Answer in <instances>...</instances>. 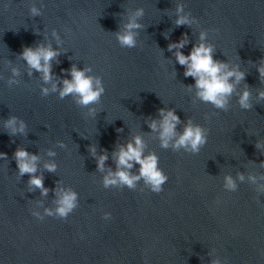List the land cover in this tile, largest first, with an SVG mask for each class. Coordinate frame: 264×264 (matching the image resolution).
I'll list each match as a JSON object with an SVG mask.
<instances>
[{
  "label": "clouds",
  "instance_id": "clouds-1",
  "mask_svg": "<svg viewBox=\"0 0 264 264\" xmlns=\"http://www.w3.org/2000/svg\"><path fill=\"white\" fill-rule=\"evenodd\" d=\"M184 10L183 5L177 6V19L175 24L191 25L192 20L187 15H179ZM32 15H38L39 12L36 7L30 9ZM143 15V9H137L134 14L129 17L128 23L124 25L123 31L116 33L117 41L123 48H134L136 46V37L138 35L137 30L142 27L138 23L137 18ZM53 35L56 36V32L53 31ZM206 37L205 32L200 33V43L192 46L189 54L185 55L181 49L188 43L187 34L176 42L168 45V50L172 51L176 49L174 55L179 65L184 66L185 77H192L195 80V88L197 89V97L204 103L211 104L217 109L226 110L229 97L234 92L235 85L230 82L234 78L236 83H239L244 79V72L238 71L236 68L228 70V65L219 60L213 58V45L204 43ZM58 38V37H57ZM59 51L54 50L51 45L45 47L43 45H37L35 48L25 47L20 53L21 58L26 61L30 69H34L37 72L42 73V79L45 83L52 81V65L51 61L59 56ZM71 79H63L62 87L53 83L51 91L57 92L60 99L72 96L75 98V103L83 108L89 109V114H95V109L89 106L99 104L102 95L105 93V87L102 83V78L98 76H92L88 73L91 72V68L78 69L75 65L68 70ZM257 71L264 81V61L257 67ZM16 70L13 69V75H16ZM31 74V73H29ZM15 83L10 80L9 85ZM49 93L48 88L42 89V94L47 96ZM259 99L264 100V91L259 92ZM238 103L243 109H250L252 107L250 103V92L245 88L242 94L239 95ZM161 119L159 122L153 119L149 123V127L156 131L159 129V138L161 141V147L167 149L170 144L174 150L184 148L193 154L198 153L202 146L206 145L208 140V130L200 125L193 124L191 120L185 125L182 133L177 132V125L181 123L180 117L176 114L174 109L161 108L159 110ZM4 127L9 130L10 135L17 133L23 134L25 130V123L22 120H18L17 117H9L4 122ZM63 147V144H61ZM144 142L140 136H135L132 141L127 142L124 145L119 146V150L114 153L116 160V171L109 170L108 175L104 177L103 185L105 188L110 186H126L128 189L134 190L137 182L143 180L147 188L153 193H161L163 191V185L168 181V176L159 167V157L155 153L144 154ZM259 148V144H257ZM90 151L95 156V148H90ZM49 155H55L53 152H49ZM0 158L7 159V154L0 152ZM14 159L18 168V175L24 176L27 174L29 179V185L31 188L41 189L42 195L48 194V189L44 187L43 178L36 176L38 156L30 154L24 148H17L14 153ZM108 159L107 153L101 154L97 159V168L99 170L104 169L105 161ZM138 164V174H132L131 169L133 164ZM264 166V161L261 162ZM56 164L50 162L45 164V168L49 172L56 170ZM240 180L244 177L241 175ZM254 181V177L251 178ZM225 187L229 190H235L236 184L231 176L225 178ZM58 199L56 201L57 207L55 209V216L66 220L67 217L77 207V194L74 191H58ZM48 216H53L54 213L50 209L45 210ZM34 217L43 220V217L39 213H31ZM103 218L108 220L111 218V213L105 212ZM212 264H220L219 260L212 261Z\"/></svg>",
  "mask_w": 264,
  "mask_h": 264
}]
</instances>
